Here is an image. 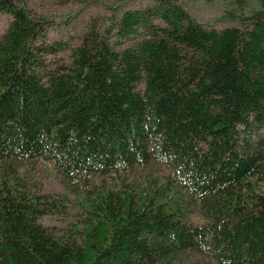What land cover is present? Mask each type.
Returning a JSON list of instances; mask_svg holds the SVG:
<instances>
[{
	"label": "trees",
	"instance_id": "trees-1",
	"mask_svg": "<svg viewBox=\"0 0 264 264\" xmlns=\"http://www.w3.org/2000/svg\"><path fill=\"white\" fill-rule=\"evenodd\" d=\"M33 1L0 0V264H264V0Z\"/></svg>",
	"mask_w": 264,
	"mask_h": 264
},
{
	"label": "rangeland",
	"instance_id": "rangeland-1",
	"mask_svg": "<svg viewBox=\"0 0 264 264\" xmlns=\"http://www.w3.org/2000/svg\"><path fill=\"white\" fill-rule=\"evenodd\" d=\"M83 0L73 1V2H79V5H83ZM130 1V0H127ZM180 1V0H179ZM182 1H188V6L190 7L191 11L193 12L194 16L203 22H211L213 20L220 19L221 14L225 13L226 10L234 9L233 7V1L234 0H210V1H204V0H182ZM47 2V7L49 13L56 14V15H64L63 7H61L60 3H58L57 0H42V3ZM249 2V4L246 7L251 6V0H245L243 3L246 5ZM93 2L90 1V3H86L83 5V8L79 11L83 10L86 6H90ZM32 6H37L36 0H34L31 4ZM243 5V6H244ZM43 8V6H41ZM237 18V17H236ZM235 18V19H236ZM6 23V16L3 14H0V32L4 27V24ZM217 24L224 23L227 25H231L234 23V21H226L223 20L220 22H216ZM61 186L62 184L58 182L54 178H50L44 185L45 191H48L51 195L56 196L61 192ZM54 222L59 224L61 228L64 227V220L62 218L54 219Z\"/></svg>",
	"mask_w": 264,
	"mask_h": 264
}]
</instances>
